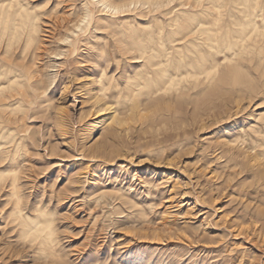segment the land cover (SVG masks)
<instances>
[{"label":"rangeland","instance_id":"1","mask_svg":"<svg viewBox=\"0 0 264 264\" xmlns=\"http://www.w3.org/2000/svg\"><path fill=\"white\" fill-rule=\"evenodd\" d=\"M10 1L26 4L40 19L38 46L13 42L36 64L35 77L25 80L31 94L21 87V108L13 104L17 110L7 113L19 119L26 143L19 156L21 207L34 216L39 208L53 212L57 248L70 264H264V153L250 144L257 137L264 141L255 132L264 126L260 48L239 58L235 82L200 88L179 103H143L123 123L130 104L122 105L115 86L102 90L101 66L120 76L132 62L133 52L125 54L129 42L148 43V33L160 27L178 30L187 19L180 8L187 3L183 8L194 12L195 0H161L159 7L116 15L94 0ZM236 1L220 0L224 22ZM87 8L94 16L81 31L76 24ZM74 29L76 46L64 43ZM212 34L189 36L200 47L187 42L188 50L197 45L208 60L190 50L196 64L191 73L199 72L194 79L213 75V61L231 53L215 35L208 40ZM102 49L106 58L99 60ZM139 67L127 69L134 75ZM49 69L56 70V81L48 97L31 104L47 86ZM7 200L8 189H0V264H37V249L25 241Z\"/></svg>","mask_w":264,"mask_h":264},{"label":"bare ground","instance_id":"2","mask_svg":"<svg viewBox=\"0 0 264 264\" xmlns=\"http://www.w3.org/2000/svg\"><path fill=\"white\" fill-rule=\"evenodd\" d=\"M261 2V0L236 1L234 5H231L232 10L230 6L228 18L225 22V17H223L225 14L222 11L224 9H222L223 5L220 4V0H195L193 5L196 10L194 12L188 11L186 7L183 8L187 4L184 3L179 13L186 14L185 16L187 19L183 25L179 26L178 30L165 31L160 27L156 32L152 31L148 33V43H145L143 39H140L141 42L133 40L130 43L128 41L129 44L125 54L130 55V53L133 52V56H128L132 62L128 63L126 68L123 69V73L121 71L120 76L109 74L107 70L109 66L106 65L101 66V70H99L100 73L98 72L99 75L97 74L99 76L98 80L102 83V90L109 85H113L120 92V95L122 94L125 100L122 105L125 107L130 104L126 111L127 116L121 121L123 123H128L138 112L143 103L156 102L158 100H168L171 103L173 101L179 103L184 100L192 99L191 97L196 96L200 88L206 90L208 88H215L217 85L221 87L232 79L234 81L241 69L242 63L239 60L240 57L245 58L252 50L259 48V53L261 55L264 53V40L260 42L253 38L258 35L264 36V13H262L263 8ZM163 3L164 1L161 0H129L124 3L114 0H94V4L101 6L102 11L108 12L111 15L125 12L131 9V7L134 9L140 7L149 8L151 6L159 7ZM93 16L94 14L91 9L87 8L82 18L77 22L76 28L83 31L84 28L91 23ZM84 20L87 22L82 23ZM208 32L213 33L207 37L208 40L212 39L215 35L214 40H223V43L226 44V47L228 46L227 48H229L231 53L230 55L224 54V60L221 62L217 60L213 61L215 67V73L213 75L203 80L199 77L194 79L193 77H196L199 72H195V74L191 73V67L194 68V65H196L193 64L195 62L193 57L195 58V56L190 55V50L192 49L189 48L190 50H188V45L186 46V44L187 42H194L200 47L197 41L190 38L191 35L194 34L195 36V34L201 33L203 35V33ZM39 34L40 19L37 14L30 11L26 4L18 2L14 5L11 1L8 3L7 0H0V189H8L7 202H13L10 216H12V219L16 221V224L20 228L23 225L22 232L25 235V241L30 246L37 249L32 259L35 260L37 264H70L72 261H69L70 257L66 258V254H62L57 248L58 239L52 220L53 212L39 208L38 210L40 212L37 211L39 214L34 216L25 212L21 207V159H19V156L21 157V150L26 148V143H24V140H21L23 136L21 137V131L16 124L19 119L15 117L14 119L7 114L10 111L15 112L17 107L21 108V97H26L22 95L23 92H21V87L29 92L25 80L32 76L35 77V70L33 67L36 64L33 66L29 64L30 58L32 59L34 55L31 54L29 57L25 51L19 50L22 48L19 46L20 43L14 45L13 42H22V40H24L23 43L26 42L25 48H34L40 42ZM73 34L77 37L79 35L74 29L62 40L76 46L77 40L73 38ZM219 36L221 38L218 39L217 37ZM252 38L254 40L253 43H251ZM193 45L194 44H192V46ZM195 46L196 48L193 46L195 49L193 48L194 51H192L196 53V56L199 55L200 60H202V58H204L203 50L197 45ZM210 47L212 48V46ZM17 49L19 51H17ZM199 53L202 54V58ZM98 54L97 57L100 58L99 60H104L106 58L103 49L101 53L99 52ZM199 56L196 57V60L197 58L199 59ZM206 61L208 62V60ZM206 61H204L203 66L206 65ZM201 62H203V60ZM135 63H141L140 67L139 65H135ZM136 66H138L139 69H136L137 71L132 75L130 71L131 68L129 70L127 67L136 68ZM54 67L55 65H48V68ZM116 67L118 68V66ZM38 70L40 71V69ZM55 71L56 70L53 71V69L52 71H50V69L47 71L45 76L48 84L43 88L44 90L40 95L36 94L37 97L31 98V104H33L36 100L35 98L39 96L48 97V93L56 81ZM134 78H136V80H133ZM35 90L34 92H36ZM260 91L261 95L264 96V86H262ZM13 104L17 105L16 109H11ZM255 132L258 136L264 137V126L257 129ZM257 138L258 139L254 138L255 140L253 139L252 143H250L251 148L253 149L257 146L260 148L262 147L264 153V141H261L260 137ZM254 150H257V148ZM102 195L105 196L108 194L104 191ZM43 216H47V218L43 220ZM78 258L76 260H78ZM76 263L77 262H75V264Z\"/></svg>","mask_w":264,"mask_h":264},{"label":"snow or ice","instance_id":"3","mask_svg":"<svg viewBox=\"0 0 264 264\" xmlns=\"http://www.w3.org/2000/svg\"><path fill=\"white\" fill-rule=\"evenodd\" d=\"M86 22H87L86 20L82 21V23H86ZM64 43H67V41H64Z\"/></svg>","mask_w":264,"mask_h":264}]
</instances>
